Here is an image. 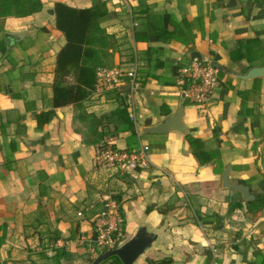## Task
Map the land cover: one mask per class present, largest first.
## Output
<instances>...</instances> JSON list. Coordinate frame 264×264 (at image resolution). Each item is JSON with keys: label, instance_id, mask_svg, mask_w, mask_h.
Returning <instances> with one entry per match:
<instances>
[{"label": "crops", "instance_id": "0c3cea01", "mask_svg": "<svg viewBox=\"0 0 264 264\" xmlns=\"http://www.w3.org/2000/svg\"><path fill=\"white\" fill-rule=\"evenodd\" d=\"M42 1L39 13L0 21V264H91L104 251L95 226L111 197L124 219L119 246L141 225L158 235L135 264H264V74L240 77L264 68V0H131L134 37L116 35L121 1L100 0L114 54L106 68H126L138 54L139 130L184 104L186 131L167 135L115 131L107 117L128 111L127 81L102 95L94 90L83 111L55 108L56 56L66 38L54 6L86 9L95 0ZM194 52L219 70L220 87L204 108L177 87L178 65ZM104 142L127 151L147 145L149 167L122 177L99 170ZM228 169L231 183L249 187L255 200L223 187Z\"/></svg>", "mask_w": 264, "mask_h": 264}, {"label": "trees", "instance_id": "16d2710c", "mask_svg": "<svg viewBox=\"0 0 264 264\" xmlns=\"http://www.w3.org/2000/svg\"><path fill=\"white\" fill-rule=\"evenodd\" d=\"M42 0H0V21L9 18H24L43 10ZM57 29L66 38V45L56 56L54 81L55 108L74 106L83 111L84 103L90 98L98 82V71L109 67L114 59L110 53L111 38L102 28L109 18L106 4L95 0L90 8L77 9L63 3L54 6ZM107 119L111 120L115 131L131 130L135 132L136 124L131 120L126 108H120ZM194 155L200 163H207L202 150L196 144L199 141L187 136ZM234 206L230 207V212ZM106 249L103 253L118 248ZM65 255V254H64ZM169 261L150 262V264H167ZM103 264H122L118 257H113Z\"/></svg>", "mask_w": 264, "mask_h": 264}, {"label": "built area", "instance_id": "2783aa9c", "mask_svg": "<svg viewBox=\"0 0 264 264\" xmlns=\"http://www.w3.org/2000/svg\"><path fill=\"white\" fill-rule=\"evenodd\" d=\"M125 16L122 20V37H134L138 21L135 19L134 7L131 0H120ZM122 38L121 36H118ZM138 54L131 55L126 68H102L98 71L96 94H105L116 91L120 84L127 81L129 86L128 111L132 121L136 120L135 95L141 87L139 77ZM177 87L184 97L191 103L204 108L220 87L219 70L211 62L194 59L188 63L178 65ZM140 134L139 128L136 126ZM150 148L142 145L137 150H121L111 142L99 145L96 153V164L99 170L110 173L112 176L122 177L147 169L150 165ZM124 219L121 214L120 203L115 197L104 201V211L98 218L95 233L96 243L102 250L113 249L119 245V235L123 230ZM93 249L92 253L96 254Z\"/></svg>", "mask_w": 264, "mask_h": 264}, {"label": "water", "instance_id": "95a60500", "mask_svg": "<svg viewBox=\"0 0 264 264\" xmlns=\"http://www.w3.org/2000/svg\"><path fill=\"white\" fill-rule=\"evenodd\" d=\"M7 43L11 44V41L8 40ZM191 59H198L199 61H202V56L198 52H194L191 55ZM263 74L264 68H255L247 75L240 77L243 80L251 81ZM184 118L185 109L184 104H182L180 111L175 116H172L165 122L156 126H141L140 131L145 135H167L172 132L184 133L186 131ZM223 187L239 192L246 202H252L256 199V197L251 193L249 187L231 183L230 169L224 173ZM157 240L158 235L150 231L146 225H141L136 234L130 240L112 251L101 253L91 264H103L113 257H118L122 264H135L141 256L153 247Z\"/></svg>", "mask_w": 264, "mask_h": 264}]
</instances>
